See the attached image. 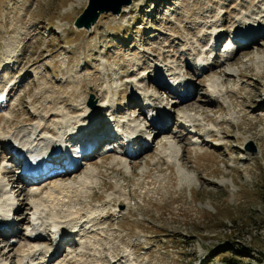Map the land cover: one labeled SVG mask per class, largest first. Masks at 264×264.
Instances as JSON below:
<instances>
[{
  "label": "rangeland",
  "instance_id": "rangeland-1",
  "mask_svg": "<svg viewBox=\"0 0 264 264\" xmlns=\"http://www.w3.org/2000/svg\"><path fill=\"white\" fill-rule=\"evenodd\" d=\"M132 1L119 15L103 11L85 28L75 22L86 0H0V139L17 143L33 128L57 136L65 125L83 126L91 95L89 112L99 117L102 132L131 124L143 125L150 135L138 156L134 147L128 153L98 150L67 173L72 176L42 181L46 186L62 178L76 181L87 170L96 171L84 194L43 215L48 216L41 220L42 247L52 239L46 223L75 207L98 209L100 224L82 237L84 245L63 243L60 260L80 253V264L96 259L103 264H264V0ZM217 21L221 37L215 44L210 37L215 25L207 26ZM234 24L241 30L261 26L262 36L233 53L226 41ZM201 51L213 60L206 69L194 65ZM173 71L191 79L196 91L172 109L191 112L199 126L194 135L177 131L175 121L159 135L153 127L144 129L147 120L139 109L144 95L167 110L177 100L178 93L170 94L166 84L154 83ZM212 78L222 80L218 98L210 97ZM132 94L137 99L129 105ZM47 132L37 133L35 149ZM169 146L175 152L182 147L179 160L166 157ZM8 148L0 142L1 157L10 154ZM12 164L9 159L0 164L2 181L11 178L30 192L31 183H22L18 164ZM23 195L17 194L11 239L0 236V259L8 264H16L27 224L32 216L37 219L33 197ZM12 239L18 244L3 246ZM54 256L42 263L57 264Z\"/></svg>",
  "mask_w": 264,
  "mask_h": 264
},
{
  "label": "bare ground",
  "instance_id": "bare-ground-1",
  "mask_svg": "<svg viewBox=\"0 0 264 264\" xmlns=\"http://www.w3.org/2000/svg\"><path fill=\"white\" fill-rule=\"evenodd\" d=\"M86 1L89 2V0H86ZM131 2H133V1L131 0ZM125 6L126 5H124L122 7H125ZM122 7H121V10L123 11ZM121 10L118 12L119 14L122 12ZM149 12L151 14L154 13L155 12V7H153ZM101 13H102V11H100L99 14L95 18L91 19L90 22L83 23L81 26H83L85 28L93 27L95 25L96 21L98 20V18L100 17ZM118 13H116V14H118ZM217 23L219 24V22L217 21L216 23H211V24H209L207 26V28H208L210 25H213V24L215 25V26H212V28H211V36H210L211 39H213V42L215 44L219 42V40H220L219 36L221 35V33H219L220 32L219 29L216 30ZM244 27L245 28L241 30L238 24H234V26H233V28H234L233 29L234 30V36L237 37V39H235V40L241 41L242 38H244L245 36L252 34L251 36H249V39H250V43L249 44H252L254 41H256V40H252L253 34H256L257 36L262 35L260 32H258V30H259V28H261V26L249 27L248 25H245ZM263 30H264V27L260 31H263ZM209 33H210V30H209ZM229 45L230 44L227 43V47L226 48L230 49ZM229 49H227V50H229ZM205 53L206 52H204V51L200 52L199 57L197 58L196 65L199 64V63H204L207 58H210V56L206 55ZM163 59H165V58H163ZM211 61H213V60L211 59ZM162 62H163L162 61V57L156 62L157 66L162 65V66H159L160 68L158 67L159 69H162L163 66H164L162 64ZM204 66L206 68L208 67V65H205V64H204ZM158 68H157V70H158ZM173 70H176V68H173ZM229 70L230 71H228V76H229V74L233 75L234 71L232 69H229ZM170 74H171V76L169 77ZM170 74L168 75V78H165L164 75H161V77L156 79L155 82H154V83H156L158 85V87L166 84L170 94H177V93L179 94L176 101H172V103H170V104L168 103L167 104L168 105V110L163 108L160 112L158 111L159 113L155 114V116H158V114H159V116L157 118L158 121H155L156 125L160 124V123L163 124V126L158 127V134L157 135L161 134L159 132L165 130L168 127V120H169L170 117H167V116H168L170 110H172L174 108V106L179 104L181 101L185 102V101H183V99H185L186 97H187V99L189 98V100H190L191 97H193V95L196 94V93H194L196 91L194 89V86L192 84L191 79H186L184 76H182L181 74H179V73H177L175 71H173V73H170ZM239 74L241 75V73H238L237 75L240 76ZM210 81H209L210 84H208L209 91L211 92L210 97L218 98V97L222 96V94L224 92V90L222 88V85H221L222 80L220 81L218 79L212 78ZM215 81L217 83H215ZM177 83H183V84H177ZM175 84H176V86L174 87ZM191 90H193V93L190 96H188V93ZM134 94L138 95L137 94V90H135ZM154 94L156 95V93H154ZM146 96H147V94H146ZM146 96L145 95L143 96L144 98L141 100V103L143 102L145 105L149 104V106H150V103H153L152 102V98L150 97L151 95L148 96V97H146ZM156 96L159 97L158 95H156ZM134 98L137 99L132 94V99H131L129 105H131V103H133V102H136V100H134ZM208 101H209V97H208L207 102ZM171 106H172V108H170ZM175 107H178V106H175ZM90 108L89 109L87 108V110L85 109L86 110L85 112L88 115V116H86L88 121L83 126H81V125L79 126V124H76V126L73 127L74 123H72L71 125L69 124V127H66L67 125H65V129H64L63 133H60L57 136H51V131H49V132L46 131L48 136L43 135V136H45L43 138V140L46 141L45 143H48V141L53 143V140H56L58 148H59V151L61 153H65V154H68L70 152H74L77 149H79V148H76L75 150L69 149L68 145H66L63 142L64 136L68 132L69 133H77L78 132L79 135H82L80 132L82 131L83 128H87V127H89V128H93V127L97 128V127H99L100 124L98 125V123L100 122L99 121L100 119H99V117H96L97 115L93 114V112L90 113L91 112ZM150 110H154V109H150ZM187 112H189V111H187ZM187 112L186 111H182V112L179 113V115L187 118L188 121H190V122H195L196 123V119L194 118V116L191 115V112H189V113H187ZM194 113L196 114V112H194ZM109 117H110L109 115H106V121H110L111 120V119L109 120ZM102 123H104V121ZM110 125H111V123H110ZM136 127H138V126H132L131 124H129V125L126 126L125 131H128V134L130 135L129 132L133 133V132L138 131ZM33 129H34V131H30L31 133L29 132L27 135H25L26 137L22 136L24 139L25 138L26 139L25 140L19 139L20 142H17V143L11 142V140L9 138H7L6 136L4 137V140L0 139V142L4 141V144H6V146H11V148L12 149L13 148L16 149V151L18 153L22 152L18 148L19 144L20 145L24 144V145L28 146L27 150L31 151V152L33 151V153L39 151L36 155L41 153V156L45 157V158H42V165H41V168H40V172L44 173L49 166H55V165L53 163H51V162L50 163H45L46 157L49 156V154L48 153H43L44 152V151H42L43 147L35 149L36 145H37V141H38L37 140V133H38V135L39 134L42 135V134H44L46 132L42 131L43 130L42 127H37L36 129L35 128H33ZM99 130H101V129L97 128L95 131L87 132V134H90L92 136H95V135L98 136L100 134H103V132H100V133L97 134V132ZM106 130L109 131V127H107ZM144 132L148 134L147 135V139L150 138L149 133L147 131H144ZM195 133H197V132H195ZM14 135L15 136L13 138H16V140H17V138L19 137L20 134L18 135V133H15ZM49 136H51L52 138L49 137ZM157 138L158 137L156 136V139ZM215 140H217V139H215ZM70 142L74 143V144H82L84 142V140L81 139L80 141L75 142L72 139H70ZM47 147L48 146L46 144V148ZM170 147L171 146H169V148ZM180 151H182V147H178L176 149V152H175V149L173 150V149L170 148L168 151H165V155H166V157L171 158V159L172 158H176V156L181 153ZM126 152L128 153L127 150H126ZM6 155L7 156H3V157L0 156V158H1L0 164H2V162H6L9 159L10 162H13L12 166L14 165V163H15V166H16L17 162H16L15 159H13V158H16L14 156L15 153L13 151H10V154L8 155V153H6ZM117 156L119 157V155H117ZM176 160H179V159L176 158ZM15 166H13V167H15ZM25 167L26 166L24 165L23 168H25ZM15 168H18V167H15ZM17 170L18 169H16V171ZM32 171L33 172H37V169H33ZM95 173H96L95 170H90L89 169L82 176L80 175L81 177H79L76 181H70V182L64 181L63 182V180L65 178L64 179L62 178V180H61L62 182L53 183L51 185L48 184L49 186L48 185L46 186V185L42 184V181H45L46 178L45 179H40V180L35 182V181H32V180L26 179V177H24L23 174L19 173L18 176L21 175L20 179H21L22 183H24V182L31 183L29 185L30 188H31V189H29L30 192L27 190L28 189L27 186H25V187L20 186L18 188V185H15V181L13 179H10L9 183H8V185L11 184V191L10 192L6 191V189L5 190H0V191H1V193H4L3 194L4 197L10 198V202L9 203H11V205H12L10 207L11 210H12L10 213L13 212L12 213V217L13 218H14V216H13L14 213L19 211V210H17L19 208L16 205V203L19 202V200H17V194L18 193L24 194L25 196H27L26 198H28V196L33 197V199L31 200L30 203H31L32 207L34 208V211H35L34 214L36 215V218L39 221H41L42 219H44L45 217L48 216V215H46V216H43V215H45L46 213H53V211L56 208V206L58 204H60L61 202L66 201L68 199H71L72 196H77L78 197L79 195L84 194V192H86L88 190L89 186H91L90 184H92V182H93V178L96 175ZM1 174H2V172H0V186L1 187H5V184H4L5 182L2 181ZM38 174L40 175V173H38ZM66 176H72V175H70V174L67 175L66 174ZM55 177H57V175ZM183 178H184V176L181 177V179H183ZM33 180H36V179L33 178ZM16 188H18V189H16ZM11 192H12V196H11ZM42 192H44V193H42ZM39 194H43V195H39ZM34 196H37V197H34ZM26 198H24V199H26ZM12 202H14V204ZM1 207L2 206H0V210H3V209H1ZM57 211H59V210H57ZM100 213L101 212L98 209H89V210H86L84 212V210L81 211L79 209H76L75 207H72V208H70L68 210L67 214H64L62 217H57L56 219H52L51 218V222L52 223L54 222V224H55L54 225L55 227L53 228V230H56L58 227H60V229H59L60 233L58 235L59 238L55 237L56 239L53 240L54 245H52V247H51L52 249H49L50 247L48 245L42 247V245H41V243H42L41 242V239H42L41 238V234H42L41 225H42V222L39 224L37 219H34V216H32L33 218L31 219V221L32 222H37V223L35 225H33L32 227H29L26 230V232L23 234V237H22L23 244L21 245V250H20L21 252L19 253V255L17 256V259H16L17 264H21V263L22 264H30V263L39 264L40 262L42 263L44 260L46 262L48 259H49V261L51 259L53 261L54 257H55L54 255H56V254H57V258L55 260H58L57 264H80V263H82L83 261H82V257L80 256V253L79 254L76 253L72 257L67 258L66 260H64L65 258H63L61 260L58 259L59 258L58 256L61 255V253L63 252V250H62V252L60 253L59 252V248L62 246L63 243H67L68 242V244H69L70 243L69 240H72V241H77L78 240V242H80L79 247L81 246V244L84 245V243H81V242H83L82 241V237L86 236L87 234L92 233L93 231H95V227L100 224V221H99V223H97L98 219H101ZM57 216H60V215H57ZM2 218H5V216L2 215ZM2 218H0V221L2 223H4L5 220H3ZM9 218H11V217H9ZM20 219L21 220H18V221H22V218H20ZM27 225H30V222H28ZM14 226L15 225H12L11 229L14 228ZM11 229H7V228L3 229V231H0V236H4L3 237L4 239L8 238L7 240H10L11 238L9 236H7V235L12 232ZM54 232L52 231V237L55 234ZM12 240H14V239H12ZM13 244L14 245L18 244V240H17V242H15V240H14V243L13 242H10V243L8 242V243H6L4 245L2 244V245L5 246V247H10ZM70 246H72V245H68L67 247L70 248ZM91 246H92V248L94 250V244H92ZM82 248H84V247L82 246ZM90 248L91 247H89V249ZM81 249H79L78 252H80V251H82L83 253L88 252L86 250L84 251V250H81ZM94 252H92L90 255L94 256ZM88 253H90V252H88ZM125 255H127V254H125ZM125 255L123 256L124 258H126L125 260H128V259L131 258V254L128 255V256H125ZM129 261H132V260H129ZM45 262H43V263H45ZM0 264H5V263H2V261L0 259ZM91 264H103V261H101L99 259H96V260L91 261ZM133 264H134V262H133Z\"/></svg>",
  "mask_w": 264,
  "mask_h": 264
},
{
  "label": "water",
  "instance_id": "water-1",
  "mask_svg": "<svg viewBox=\"0 0 264 264\" xmlns=\"http://www.w3.org/2000/svg\"><path fill=\"white\" fill-rule=\"evenodd\" d=\"M131 0H89L85 9L76 19V25L81 26L83 23L90 22L95 18L100 11H110L112 13H118L121 7L127 5ZM89 107L94 106L93 96L91 95L88 101Z\"/></svg>",
  "mask_w": 264,
  "mask_h": 264
}]
</instances>
